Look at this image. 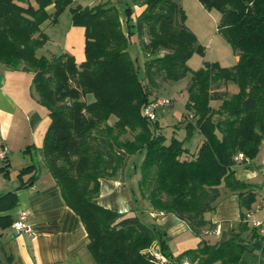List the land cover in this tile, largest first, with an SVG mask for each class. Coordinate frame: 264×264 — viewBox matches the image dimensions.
Instances as JSON below:
<instances>
[{
  "label": "trees",
  "instance_id": "obj_1",
  "mask_svg": "<svg viewBox=\"0 0 264 264\" xmlns=\"http://www.w3.org/2000/svg\"><path fill=\"white\" fill-rule=\"evenodd\" d=\"M34 1L37 6L32 0H0V63L33 71V95L51 117L40 150L43 167L81 218L95 263L239 264L248 241L261 234L247 218L256 194L236 177L234 166L240 153L255 158L264 140V0H200L204 8L221 13L218 29L237 61L229 67L206 61L197 70L189 60L204 47L187 25L179 0H127L126 30L119 9L109 3ZM136 5L144 9L133 20ZM68 8L73 25L85 28L86 59L80 64L69 53L37 54L49 40L44 25L56 24ZM131 45L143 53L142 71ZM189 73L187 113L180 122H185L186 137L169 140L144 109L156 98L154 90ZM231 85L236 91L228 89ZM196 133L202 140L192 150L187 140ZM139 153L141 196L155 212L186 222L202 238L196 248L174 255L159 225L98 201L101 179L118 178L124 154ZM34 168H22L19 176ZM223 184L238 192L241 219L235 235L213 244L203 237L215 228L206 213L216 210ZM17 203L16 191L0 195V213ZM13 221L0 215L1 227Z\"/></svg>",
  "mask_w": 264,
  "mask_h": 264
},
{
  "label": "crops",
  "instance_id": "obj_2",
  "mask_svg": "<svg viewBox=\"0 0 264 264\" xmlns=\"http://www.w3.org/2000/svg\"><path fill=\"white\" fill-rule=\"evenodd\" d=\"M126 2L127 0H98L93 6L99 3L116 6L126 30ZM32 3L37 6L34 0ZM73 3L77 1L73 0ZM143 9L144 6H134L132 19L135 20ZM47 10L53 12L54 5L48 6ZM61 24L63 32L60 54L69 53L77 63H82L86 59L85 28L73 25L69 8L54 25ZM48 27L51 26L47 25L45 32ZM46 33L49 40L37 51L38 56H46L40 54V50L49 42L55 41L53 34ZM129 51L131 54L136 52V57L140 56L144 65L145 58L138 45H131ZM235 58L237 61V57ZM33 77V71L27 67L13 70L0 63V137L10 147L8 160L0 163V168L6 167L4 171H0V195L16 191L18 196L17 205L0 215H8L15 221L22 210H29V222L33 228L31 234H17L12 227L13 223L6 227L0 226V264H96L87 250L88 234L81 218L66 204L60 187L51 173L43 167L40 150L51 124V117L49 110L33 95ZM159 118L157 115L160 122ZM160 126L162 130L161 123ZM175 126L178 130L185 129ZM173 132L172 135H175L176 130ZM185 137L186 131L182 139ZM194 140L200 143L202 135L196 133L191 141L194 143ZM199 143L195 142L194 145L197 147ZM124 155L125 163L118 178L101 179L98 198L100 204L119 212L137 214L143 221L159 225L166 232L174 255L196 248L202 238L195 236L186 222L173 214L155 212L148 199L141 196L138 190L139 160L135 159V155ZM142 158L141 154L140 161ZM263 161L264 140L255 158L234 166L236 177L250 185V189L256 194L252 209L248 211L252 212L250 227H255L256 221H264V208L258 209L264 202ZM29 165H34V170L21 178L20 170ZM221 192L216 210L206 213V218L215 228L207 229L203 237L213 244L235 235L241 219L238 192L229 190L224 184L221 185ZM239 264H264V235L260 234L248 241L247 250Z\"/></svg>",
  "mask_w": 264,
  "mask_h": 264
},
{
  "label": "rangeland",
  "instance_id": "obj_3",
  "mask_svg": "<svg viewBox=\"0 0 264 264\" xmlns=\"http://www.w3.org/2000/svg\"><path fill=\"white\" fill-rule=\"evenodd\" d=\"M77 3L82 4L84 6H93L97 3L98 0H75ZM180 4L186 11L187 14V25L189 28L196 34L197 42L199 45L204 47L203 51H195L189 60V66L193 70H197L201 68L206 61L208 62H218L222 66L229 67L236 63V56L234 54L233 48L231 44L223 37V35L219 32L218 26L220 23L221 13L217 9L208 10L204 8L201 4L200 0H179ZM69 15V14H68ZM51 26L48 27L46 32H50V34L54 35L55 41H51L47 44L46 47L40 50V54H45L48 57L53 56V54L59 55L61 53V34L63 30V24L54 25L46 23L44 25ZM139 46V45H138ZM140 49V47H139ZM136 51L138 48L136 47ZM142 52V51H141ZM133 59L136 62V66L142 71L143 63L139 56L136 57L137 53L134 52L131 54ZM143 55V53H142ZM191 78V73L182 78L177 82L165 83L157 90H154V94L159 98H165L169 100L167 104L164 106H160L157 110V115L160 117V123L162 126L163 134L167 137V139H171L174 133L173 130H176V137L178 139H182L185 136L186 129L178 130L175 125H179L180 127H184L185 122L180 123L187 113L186 109V101L188 98L187 87ZM230 91H236V87L231 85L228 87ZM90 100L91 98H86ZM192 138L190 139V141ZM187 145L190 149L194 150L196 148V143H199L198 140H194L192 144L188 142ZM198 141V142H197ZM190 143V144H189ZM141 153L135 155V159L138 161V174H140V166L141 162ZM134 172V170H133ZM136 174V173H134ZM170 245V244H169ZM173 246V245H172ZM173 252V248H171ZM174 254V253H173ZM184 264H189L185 261Z\"/></svg>",
  "mask_w": 264,
  "mask_h": 264
},
{
  "label": "built area",
  "instance_id": "obj_4",
  "mask_svg": "<svg viewBox=\"0 0 264 264\" xmlns=\"http://www.w3.org/2000/svg\"><path fill=\"white\" fill-rule=\"evenodd\" d=\"M169 100L165 98L157 97L149 103L145 109L144 114L150 120L154 121L157 118V110L160 106H164L167 104ZM10 153L9 145L4 141L2 137H0V163H4L8 160ZM235 161L237 163L248 162L249 159L244 156V154L240 153L235 157ZM264 162V161H263ZM264 208V202L258 206V209ZM30 211L22 210L18 218L13 222V229L17 234H31L33 232L32 225L29 222ZM252 217V212H248L247 218L248 220ZM254 226L257 227L262 235H264V221H256Z\"/></svg>",
  "mask_w": 264,
  "mask_h": 264
}]
</instances>
